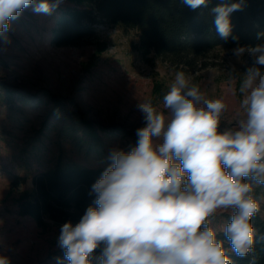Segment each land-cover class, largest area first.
<instances>
[{"label":"clouds","instance_id":"9594fccd","mask_svg":"<svg viewBox=\"0 0 264 264\" xmlns=\"http://www.w3.org/2000/svg\"><path fill=\"white\" fill-rule=\"evenodd\" d=\"M209 2L183 0L192 10ZM59 3L0 0V37L8 41L10 21L24 9L50 13ZM244 4L211 8L221 39L231 35L230 14ZM257 39L264 41V32ZM232 52L253 57L239 89L245 115L221 130L226 101L207 98L182 71L163 96L167 116L150 100L140 101L144 126L136 129L135 145L110 149V163L91 186L93 204L78 223L60 228L58 264H94L98 248L95 264H233L229 249L241 258L253 251L251 221L260 211L253 192L264 185V42ZM218 212L230 218L213 227L210 218ZM0 264L10 259L0 255Z\"/></svg>","mask_w":264,"mask_h":264},{"label":"rangeland","instance_id":"374dc122","mask_svg":"<svg viewBox=\"0 0 264 264\" xmlns=\"http://www.w3.org/2000/svg\"><path fill=\"white\" fill-rule=\"evenodd\" d=\"M76 2L60 0L58 8ZM10 23L8 41L0 37V255L10 264H58L62 225L46 220L38 227L16 213L30 177L57 164L105 167L110 149L130 150L144 126L138 103L150 100L167 116L163 96L181 71L141 51L135 31L101 29L79 45L58 46L50 42L52 11L35 13L30 6ZM216 62L184 73L207 98L226 101L224 130L245 115L239 89L253 57L221 51ZM253 195L262 205L264 185ZM226 214L211 217V226L225 223Z\"/></svg>","mask_w":264,"mask_h":264},{"label":"trees","instance_id":"16d2710c","mask_svg":"<svg viewBox=\"0 0 264 264\" xmlns=\"http://www.w3.org/2000/svg\"><path fill=\"white\" fill-rule=\"evenodd\" d=\"M77 1L76 7H55L52 10L55 21L50 37L52 44L79 45L101 29L119 27L124 33L135 31L136 45L141 51L153 52L179 71L187 72L215 65L221 51L230 55L237 45L255 46L264 42L257 39L258 33L264 32V0H245L242 10L230 14L232 32L226 41L216 31L215 14L211 13V8L235 0H210L207 7L196 10L185 5L183 0ZM233 36L238 40H233ZM56 105H61L58 99ZM85 126L94 132L90 128L92 122H85ZM107 166L91 168L57 164L51 170L36 172L30 177V191L24 193L17 203V215L31 217L38 227H44L46 220L58 225L71 221L75 225L87 207L93 204L95 195L90 194L91 186ZM224 218L226 223L230 214ZM251 222L256 239L248 256H236L225 240L233 264H264V203ZM218 238L224 239L222 234ZM99 252L98 248L93 254L94 264ZM58 256L63 258V249Z\"/></svg>","mask_w":264,"mask_h":264}]
</instances>
